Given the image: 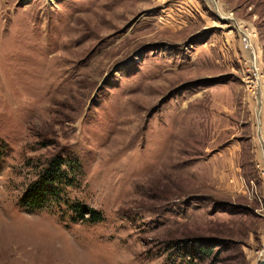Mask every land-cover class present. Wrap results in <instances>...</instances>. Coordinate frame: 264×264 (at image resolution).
<instances>
[{"label":"rangeland","instance_id":"1","mask_svg":"<svg viewBox=\"0 0 264 264\" xmlns=\"http://www.w3.org/2000/svg\"><path fill=\"white\" fill-rule=\"evenodd\" d=\"M260 95L264 0H0V264H259Z\"/></svg>","mask_w":264,"mask_h":264},{"label":"trees","instance_id":"2","mask_svg":"<svg viewBox=\"0 0 264 264\" xmlns=\"http://www.w3.org/2000/svg\"><path fill=\"white\" fill-rule=\"evenodd\" d=\"M61 157H55L48 164L49 166L40 173V176L35 180L25 191L20 198V205L26 209H42L48 206L49 202H59L61 200L60 187L62 181H58L61 169ZM57 185H56V184ZM49 193H53L51 198L48 197ZM72 210L77 214L79 219L88 221H99L102 215L95 209H88L85 205L78 203L71 205ZM89 214V217L85 215ZM192 252H198L199 248H194Z\"/></svg>","mask_w":264,"mask_h":264},{"label":"built area","instance_id":"3","mask_svg":"<svg viewBox=\"0 0 264 264\" xmlns=\"http://www.w3.org/2000/svg\"><path fill=\"white\" fill-rule=\"evenodd\" d=\"M252 35H255V32H252L248 26L244 25L241 31V39L244 43V46L251 51L250 63L248 66L247 75L244 78V82L246 87L254 92L261 84L263 73L260 71V67L257 62V53L253 48L251 39Z\"/></svg>","mask_w":264,"mask_h":264},{"label":"crops","instance_id":"4","mask_svg":"<svg viewBox=\"0 0 264 264\" xmlns=\"http://www.w3.org/2000/svg\"><path fill=\"white\" fill-rule=\"evenodd\" d=\"M258 102L260 103V110H259V112H257V117H258L257 122H258V125H259L257 130L260 132L261 137L264 140V97L260 95L259 98H258ZM261 137H259V138L261 139ZM261 150H262V153H263L262 154V157H263L264 156V145H262ZM258 155H259V153H258ZM261 162H263V164H264V160H262ZM231 169L233 170L234 167H232Z\"/></svg>","mask_w":264,"mask_h":264},{"label":"water","instance_id":"5","mask_svg":"<svg viewBox=\"0 0 264 264\" xmlns=\"http://www.w3.org/2000/svg\"><path fill=\"white\" fill-rule=\"evenodd\" d=\"M259 264H264V257L259 261Z\"/></svg>","mask_w":264,"mask_h":264}]
</instances>
